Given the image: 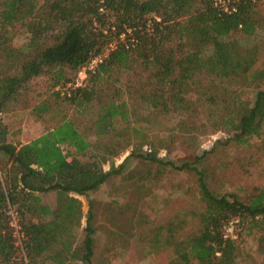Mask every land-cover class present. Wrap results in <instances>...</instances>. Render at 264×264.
I'll list each match as a JSON object with an SVG mask.
<instances>
[{
  "label": "trees",
  "instance_id": "obj_1",
  "mask_svg": "<svg viewBox=\"0 0 264 264\" xmlns=\"http://www.w3.org/2000/svg\"><path fill=\"white\" fill-rule=\"evenodd\" d=\"M236 3V11L228 13L215 0H1L0 66L2 60L13 66L24 59L20 75L0 72V114L16 101L24 82L46 69L78 70L126 28L132 29L137 43L127 47L120 42L90 76L89 84L67 98L77 113L62 117L42 135L12 142L0 119V264H93L98 215L90 201L83 225L79 196L120 175L122 166L116 167L114 158L130 146L147 144L142 157L164 163L157 155L166 147L159 136L149 137L144 130H134L130 136L118 128L130 116L128 101L119 95L121 89L110 95L93 121L99 145L91 150L82 119L86 108L101 97L100 82L115 71L148 72L143 86L133 90V82L128 85L133 109L146 110L154 119L172 109L186 115L191 110L186 96L199 60L209 80L203 100L211 109L208 115L218 116L221 127L232 133L226 142L243 147L254 137L264 138V42L258 41L264 34V0ZM16 27H28L32 34L22 45L12 46ZM46 39L52 44L43 46ZM246 86L253 89L244 98L238 89ZM35 108L41 115L51 106L44 102ZM108 139H115L117 148L105 142ZM90 151V159L78 158ZM199 158L173 164L197 176V194L204 205L193 213L199 225L184 230L181 223H166L160 230L167 238L157 247L172 246L176 264H240L237 241L224 230L230 220L237 219L243 229L260 233L259 248L264 252V188L247 200L232 192L218 193L208 184L206 169L197 166ZM108 162L111 167L104 170ZM51 191L56 193L55 205L43 199ZM11 210L20 218L21 243L14 236Z\"/></svg>",
  "mask_w": 264,
  "mask_h": 264
},
{
  "label": "rangeland",
  "instance_id": "obj_2",
  "mask_svg": "<svg viewBox=\"0 0 264 264\" xmlns=\"http://www.w3.org/2000/svg\"><path fill=\"white\" fill-rule=\"evenodd\" d=\"M261 13L264 14V9H261ZM104 31L107 32V29ZM15 32L18 35L12 46L22 45L32 34L28 27H16ZM260 35L258 41L263 43L264 34ZM255 39L243 42V45L247 46ZM115 42L117 39L111 43ZM43 43V46H47L52 41L46 39ZM23 59L16 61L13 66L2 60L0 72L20 75ZM204 67L199 60L194 63L192 90L186 96L190 100L191 110L186 115H180L177 109H172L168 113L159 112V116L154 119L147 116L146 110L140 112L133 109L128 85L132 81L133 90L143 86L145 76L148 75L146 71L142 75L134 70L115 71L111 78L105 77L100 82L101 97L86 108L87 113L82 119V129L86 135L88 133L92 143L91 150L96 151L99 145L93 121L109 101L110 95L119 89V95L128 101L130 110L129 121L120 123L118 127L121 132L132 136L134 130H144L149 137L159 136L166 147H161L157 154L163 164L142 157L147 144L128 147L114 158L115 166H122L120 175L110 178L89 195L79 196L85 214L83 225L86 223L90 201H94L98 215V240L93 264H176L172 246L167 244L165 248L157 247L167 238L160 227L175 221L183 224L184 230L195 229L199 223L193 213L202 211L204 205L197 194V176L176 169L173 164L179 166L185 161H194L195 156H201L197 166L201 170L206 169L211 189L221 194L232 192L242 200H247L257 189L264 188V138L254 137L250 145L243 147L233 141L226 142L232 133L221 127L218 116L208 115L211 109L203 100L209 86ZM60 68L46 69L41 75L24 82L16 101L11 102L0 114V119L10 132L9 140L15 143L28 142L53 128L62 117H71L77 113V108L67 100L68 95L56 93V86L76 78L81 67L76 71L64 67L63 72H60ZM138 69L141 70L140 67ZM61 75V83L55 85V80ZM91 75L85 85L89 84ZM244 88L238 91L244 98L249 97L253 87ZM44 102L50 104L51 109L39 115L35 107ZM105 142L117 148L115 139ZM91 153L78 158L88 160ZM110 167V162L103 165L104 170ZM43 199L55 205L56 193L47 192L43 194ZM224 230L226 236L237 241L240 264H264V252L259 248V232L243 229L237 219L230 220Z\"/></svg>",
  "mask_w": 264,
  "mask_h": 264
},
{
  "label": "built area",
  "instance_id": "obj_3",
  "mask_svg": "<svg viewBox=\"0 0 264 264\" xmlns=\"http://www.w3.org/2000/svg\"><path fill=\"white\" fill-rule=\"evenodd\" d=\"M237 0H215L216 5L223 11L231 13L236 11L237 9ZM115 30V27L112 28ZM118 39L121 41L118 42ZM120 42L125 43L127 47H133L137 43V39L132 34L131 28H126L123 32L119 33L117 42L110 43L109 46L105 51L94 55L90 61L81 67V70L76 78L72 81H69L65 84H58L56 86V90L59 94L68 95L70 96L72 92L82 86L85 85L86 80L88 79L89 75L95 73L102 64L105 59L109 56L110 52L114 50ZM11 225L14 229V236L16 237L17 243L22 242V238L24 237L21 224L19 222V217L16 212L11 210Z\"/></svg>",
  "mask_w": 264,
  "mask_h": 264
}]
</instances>
